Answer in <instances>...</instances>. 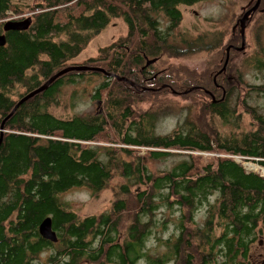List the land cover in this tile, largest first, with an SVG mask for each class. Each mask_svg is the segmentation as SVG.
Returning a JSON list of instances; mask_svg holds the SVG:
<instances>
[{
    "label": "trees",
    "instance_id": "trees-1",
    "mask_svg": "<svg viewBox=\"0 0 264 264\" xmlns=\"http://www.w3.org/2000/svg\"><path fill=\"white\" fill-rule=\"evenodd\" d=\"M208 1L41 0L26 8L28 30L5 31L7 23L27 18L9 19L8 12L25 11L0 0V35L7 38L0 47V264H251L264 235V177L243 163L264 168V82L249 83L234 65L245 53L235 49L240 33L225 45L221 32L180 35L176 43L182 9ZM116 19L125 22L127 35L76 64ZM259 33L243 65L264 81ZM215 50L204 72L177 66L180 58ZM75 66L105 72L63 75L12 114L21 99ZM94 79L92 100L101 111L70 118L51 112L63 88ZM175 106L187 116L159 133L162 116ZM169 161L171 168L151 167ZM75 189L94 198L110 191L109 208L78 215L64 200ZM163 208L169 214L162 230L177 212L176 233L148 247ZM46 218L57 243L40 235Z\"/></svg>",
    "mask_w": 264,
    "mask_h": 264
},
{
    "label": "rangeland",
    "instance_id": "rangeland-1",
    "mask_svg": "<svg viewBox=\"0 0 264 264\" xmlns=\"http://www.w3.org/2000/svg\"><path fill=\"white\" fill-rule=\"evenodd\" d=\"M40 2L41 0H14V4L20 5L25 13L13 17L11 12H8L9 19L21 17L28 18L31 14L27 13V6H34ZM256 2L257 0H210L193 7H184L182 9L183 21L175 32V41L176 43L181 41L180 35L195 39L197 36L205 33L212 34L221 32L225 37V45L231 37H236L239 33L241 34V15L246 10L253 7ZM261 6L263 13L254 16L246 31L245 53H241L234 58L235 67L237 70H241L245 74V79L251 84H261L264 82L261 75L258 73L256 74V72L252 73V70L243 65L244 61L256 51V36L259 33H256V29L258 25H262L259 35H261V40H264V0H262ZM127 33L128 27L125 22L121 19L114 20L99 36L95 37L89 43L88 47L77 59L74 60V62L76 64H82L87 60L96 58L102 48L125 37ZM182 49L186 50V46H183ZM217 52H219V50H215L212 53H194L188 57L176 60L177 66H187L198 72H204L208 69L210 60L213 55L217 54ZM95 85H97V80L94 79L91 85H88L87 82H80L76 86L63 88L61 94L57 98L59 100V105L53 107L51 112L58 117L70 118L74 115L87 116L101 111V106H99L96 101L92 100V93ZM19 91L23 92L24 90L19 89ZM172 100L174 103L184 105L180 100ZM178 108L180 107L175 106L171 108L172 110L168 111L166 115L162 116L164 118L158 127L159 133L165 134L171 132L174 127L181 122L185 116H187L185 111L181 112ZM235 160L239 163L241 162L239 158H236ZM172 165V161H169L168 164L151 163V167L154 170L171 168ZM243 166L249 172H260L264 177V168H261L259 165L245 162L243 163ZM111 199L112 194L110 191L104 192L100 198H94L86 189H75L64 194V200L70 205L71 209L82 217L92 216L107 210L110 206ZM205 212L206 209L203 207L197 211L196 220L199 224L204 222ZM176 213H173L172 220L176 219ZM168 214L169 212L164 208L158 213L157 227L153 229L152 235L148 239V247L157 244V237L168 239L172 234L176 233L174 220L168 224V228L165 231L162 230L161 222ZM45 260L46 255H43L41 261ZM250 262L251 264H264V235L261 236L253 246L250 254Z\"/></svg>",
    "mask_w": 264,
    "mask_h": 264
},
{
    "label": "water",
    "instance_id": "water-1",
    "mask_svg": "<svg viewBox=\"0 0 264 264\" xmlns=\"http://www.w3.org/2000/svg\"><path fill=\"white\" fill-rule=\"evenodd\" d=\"M261 2L262 0H257L256 4L250 9L248 10L244 16L242 17V19L240 20V25H241V37H242V45L241 47L235 48L236 51L238 52H242L245 50L246 48V37H245V31H246V27H247V22L248 20L251 18V16L260 8L261 6ZM32 24V18L28 17L27 19L20 21V22H9L5 25L4 29L5 31H9L11 29H16V30H20V31H26L30 28ZM7 38L5 35H0V47L4 46L6 44ZM230 50L231 47H229L227 49V57H226V61L225 64L222 68V70L220 71V73H222L223 71L226 70L227 65L229 63L230 60ZM154 61H149L147 63V65H151ZM73 71H97V72H101L104 73L105 71L103 69H99V68H94V67H81V66H75V67H70L68 69H65L63 71H61L60 73L56 74L54 77H52L45 85H43L42 87H40L39 89L33 91L32 93L28 94L27 96H25L23 99H21V101L16 105L15 109L13 110L12 114L21 106L23 105L25 102H27L28 100L32 99L34 96L46 91L48 89V87L59 77L66 75L70 72ZM121 80H126V79H121ZM11 114V115H12ZM3 140V135L1 136L0 139V145L2 143ZM39 232L40 235L42 236L43 239L53 242V243H57L58 242V237L56 232L53 230L52 228V219L51 218H46L40 225L39 227Z\"/></svg>",
    "mask_w": 264,
    "mask_h": 264
},
{
    "label": "flooded vegetation",
    "instance_id": "flooded-vegetation-1",
    "mask_svg": "<svg viewBox=\"0 0 264 264\" xmlns=\"http://www.w3.org/2000/svg\"><path fill=\"white\" fill-rule=\"evenodd\" d=\"M201 4V3H200Z\"/></svg>",
    "mask_w": 264,
    "mask_h": 264
}]
</instances>
